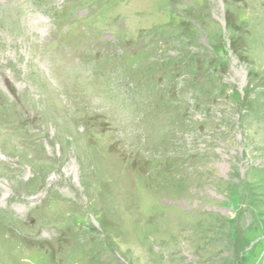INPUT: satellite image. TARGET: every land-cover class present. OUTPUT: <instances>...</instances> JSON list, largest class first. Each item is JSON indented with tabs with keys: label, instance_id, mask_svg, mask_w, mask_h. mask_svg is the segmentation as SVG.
<instances>
[{
	"label": "rangeland",
	"instance_id": "obj_1",
	"mask_svg": "<svg viewBox=\"0 0 264 264\" xmlns=\"http://www.w3.org/2000/svg\"><path fill=\"white\" fill-rule=\"evenodd\" d=\"M0 264H264V0H0Z\"/></svg>",
	"mask_w": 264,
	"mask_h": 264
},
{
	"label": "trees",
	"instance_id": "obj_2",
	"mask_svg": "<svg viewBox=\"0 0 264 264\" xmlns=\"http://www.w3.org/2000/svg\"><path fill=\"white\" fill-rule=\"evenodd\" d=\"M217 223V224H216ZM204 225H205V229H208V230H211V234H212V237L213 238H215L216 236H218V233H217V230L219 231H221V229L220 228H222L223 227V222L220 220V221H216V222H213L212 224H209V223H207V222H204L203 223ZM218 226V228L219 229H217L215 226ZM226 229H228L229 230V237H231V236H233V235H236V231H235V229H234V227H233V223L232 222H230V223H228V225H227V228ZM236 241H237V239L235 238V239H233V241H232V244L235 246V243H236ZM207 242V245L208 246H210V244H211V239L209 240V241H206ZM206 245V246H207ZM233 246V247H234ZM237 248V247H236ZM239 250V249H238Z\"/></svg>",
	"mask_w": 264,
	"mask_h": 264
}]
</instances>
